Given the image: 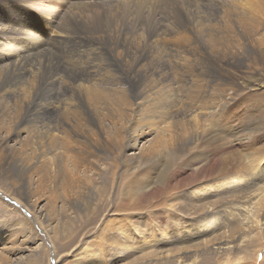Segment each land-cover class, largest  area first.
<instances>
[{"label":"bare ground","instance_id":"6f19581e","mask_svg":"<svg viewBox=\"0 0 264 264\" xmlns=\"http://www.w3.org/2000/svg\"><path fill=\"white\" fill-rule=\"evenodd\" d=\"M11 1L0 0V261L20 243L31 247L26 264L39 262V231L55 254L52 230L80 234L77 244L86 239L78 251L84 264H243L258 245L255 261L260 255L264 263V155L254 157L246 145L237 170L214 175L226 168L223 151L195 146L221 127L213 121L225 116L226 105L258 86L247 83V72L224 69L245 52L264 57V0L250 10L228 6L218 21L212 15L213 24L196 17L194 40L187 34L191 41L181 39L177 59L171 57L174 70L157 56L152 61L161 70L145 74L139 71L147 57L102 48L95 34L104 32L94 30L102 20L87 16L143 0H33L34 7ZM194 149L195 169H205L207 179L176 204L169 197L165 212L151 213L158 192L174 191L166 167ZM157 167L159 178L151 181ZM10 205H23L31 220ZM144 208L149 214L142 216Z\"/></svg>","mask_w":264,"mask_h":264},{"label":"rangeland","instance_id":"374dc122","mask_svg":"<svg viewBox=\"0 0 264 264\" xmlns=\"http://www.w3.org/2000/svg\"><path fill=\"white\" fill-rule=\"evenodd\" d=\"M27 1L29 2L28 4H27ZM27 1L19 0V2H23L24 4H27V6L25 5L26 7L31 6L32 4L30 3L33 0H30V1L27 0ZM11 2H14V1L12 0ZM254 2L255 0H149V1L143 0L141 2H138L137 6L136 4L135 5L132 4V5L123 7L122 9H120L121 7H118L119 9L109 8V10L106 8L103 10H96L92 13V15L88 13L87 16L96 17L98 19L100 18L99 19L100 21L102 20L101 25L103 27L100 26V28L98 27L97 29H94L96 31H99L100 29L101 31H99V33L101 32L105 33V34L102 33L103 35L98 34V32L95 34L96 38H99L98 40H101L100 44L102 48H105L107 50L108 49L112 50L114 52L121 54L122 56H128V55L137 56L136 59H140L141 56L143 55H144L143 56L144 58L147 57L145 60H142V62L140 63L142 68L139 71L140 73L142 72V74H145L147 70H150L151 68H156L157 70H161V67H159V64L156 65L155 62L152 61L153 59L157 58V56H160L161 59L164 60L162 64H164L165 66H168L170 70L171 69L174 70L173 67L171 68V65L174 59L175 60L177 59L176 56H178L177 53L174 51L181 39L187 38L189 39V41L194 40L193 31L195 29V20H198L199 17H201V20L199 21L200 23L205 24L208 22H212L213 24L214 22L218 21V16L221 14L222 9L228 6H232V7L241 6V8L245 10L247 9L250 10V7L252 4H254ZM12 5H15V3H12ZM68 6L69 4L66 5L63 10L67 11ZM31 7H34V6H31ZM211 7L213 9H211ZM26 10L34 11L33 8L32 9L26 8ZM134 10H135V13H134ZM129 12H131V14ZM212 15L215 16L213 19L215 20L214 22L212 19L209 21ZM24 16L28 22L35 23L37 20V16L35 14L33 15L26 14ZM196 17L198 18L196 19ZM39 19H42V18L40 17ZM52 29L55 30L54 28ZM54 33L55 32L49 33V37L47 38L48 44L52 43L51 38L54 36ZM187 34H193V35H190L191 40L189 38V35ZM234 34H235L234 36L238 37V39L241 38V36L237 32H234ZM71 35L73 37L82 39L84 36V32H82L81 30H74L71 32ZM95 35L93 36L95 37ZM156 38L158 40H156ZM151 39H154L156 43L153 42V40L151 41ZM174 41L176 43H174ZM239 42L243 43L242 40H240ZM167 43L169 44V47ZM134 46L136 47V50L134 49ZM163 47L166 50H163ZM171 47H173L174 49ZM151 51H154V52L149 53ZM146 53L147 54L149 53L150 58L146 55ZM163 53L165 54L167 53L168 55H164ZM67 56H68L67 58L64 57L63 59H70L69 58L70 56L69 55ZM171 57H173L174 59ZM240 57L243 58L242 62L232 61L229 67L225 68L224 70L234 71L236 73L247 72V74L245 75L246 77L245 80L248 81L247 83L249 84L257 83L258 86L254 87L256 88L254 90H246L245 92H242L239 96H237L234 100H232L228 105H226L223 108V111H224L223 113L225 116H223L222 119H219V120L214 119L213 123L219 122L221 124V127H219V125L217 124L212 129L213 131L212 130L210 131V135L208 137L209 139L210 138L215 139L219 137L222 139L220 140L215 139L216 142L214 141V139L208 141L206 140L208 139V137L204 136L195 145L199 151H201V149L203 151H208V150L216 149V148L217 150L221 149L223 151V153L221 152L222 154H220V157H221V161L227 164L226 168L225 166H221V169L220 170L217 169L216 172H214V175H217L218 173L219 174H223L227 172L231 173L234 170H237L239 168L238 165H240V162H241L240 158L245 160V158H247L248 156V150L246 149V145L250 148V151H254V154H253L254 157H255V152H260L261 155H264V57L258 56L254 53L252 54V52H245V54H241ZM169 58L173 60H170ZM63 62L64 61L61 59L60 65L63 64ZM259 86L262 88L257 89L259 88ZM207 123L213 124L210 121H208ZM221 131H224V133L223 134L220 133ZM229 131L230 132L233 131L237 135H233L232 133H229ZM236 137L240 138V144L239 143L234 144L233 141H236V139H234ZM249 162L251 161L249 160ZM197 166L198 165H195V149L190 155L182 154L176 161H172L168 167L164 166L168 168V174L165 180L168 181L169 187L173 189L174 191H170L169 193L162 192L160 194L158 192L157 193L158 196H156L157 194H155V196L158 198L157 200L152 202V204L150 203V205L148 206L149 208L147 207L149 211H151V213L155 212L157 214L158 213L160 214V212H165V210L168 208V207H165V201L168 200L169 197L175 196L176 198H173V199H176L174 201V204H176L180 201L178 198H180L181 193L192 190L194 187L199 185V183L202 184L204 179H207L206 177H204L206 176L205 175L206 170L200 169L199 171H197L195 169V167ZM217 168H219V166ZM157 170H158V167L155 169V171L149 172V175L152 177L151 181H156V179L159 178V177H156ZM207 176L210 177L208 174ZM141 181L149 182L150 177L146 179V177L143 176ZM176 184L177 186H175ZM114 191L116 192L115 188H114ZM154 191H157V190H154ZM164 197L166 198L164 199ZM159 200L160 202H156ZM10 206L16 208L17 211L20 213V215L24 219L29 220V221L31 220L32 216L30 215L29 211L25 209L23 205H21L20 207L13 206V205H10ZM145 209L146 208H144L143 210L139 212L143 214L142 216H145L144 213H148V209L147 210ZM64 222L66 221L62 220L60 223L65 224ZM51 231L49 230L50 233L48 234L51 235V240L54 241V244L56 246L55 247L56 253L55 254L51 253L52 252L51 248H49L47 244L48 243L47 237H45L43 232L39 231L36 234V237L40 238L41 241L42 239L44 240L45 252L40 254V258H39L40 261L34 262L33 264H56V263L57 264H84L85 263L83 260V257L81 256V253H79L78 251L83 250L82 246L83 245L85 246L84 243L87 242L86 239L85 240L82 239V243L77 244L80 234L77 235L76 233L72 235H67L65 237H61L60 234L51 233ZM0 232H2V228L0 229ZM90 241H93V240L89 239L88 242ZM36 244L38 245V247L39 245H42V244H39V241H36V243L34 244L35 247L37 246ZM15 246H17V248H19L20 250H16L13 256L8 255L7 258H6V255H4L3 257L4 264H26L30 260V256L32 253V251L30 250L31 247L25 249L24 245H21L20 243ZM259 249H260V245H258L257 249L253 248L251 250V254L253 255V257L248 259L243 264H258V263L264 264L263 260L261 262L259 261L261 257L260 255L257 256L258 262L255 261V257H256L255 252L258 251ZM39 250H42V249H39ZM240 253H243V252H235L234 254H231V256L238 255ZM57 257H60V258H57ZM3 262L0 261V264H3ZM204 264H215V263L213 262V260H210L209 262L206 261Z\"/></svg>","mask_w":264,"mask_h":264}]
</instances>
